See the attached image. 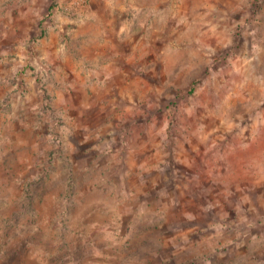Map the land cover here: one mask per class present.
<instances>
[{"label":"rangeland","instance_id":"374dc122","mask_svg":"<svg viewBox=\"0 0 264 264\" xmlns=\"http://www.w3.org/2000/svg\"><path fill=\"white\" fill-rule=\"evenodd\" d=\"M0 264H264V0H0Z\"/></svg>","mask_w":264,"mask_h":264}]
</instances>
